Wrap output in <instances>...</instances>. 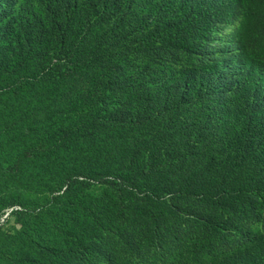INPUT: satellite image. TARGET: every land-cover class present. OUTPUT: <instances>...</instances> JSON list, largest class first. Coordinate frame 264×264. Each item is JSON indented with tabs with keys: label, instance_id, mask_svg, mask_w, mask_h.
<instances>
[{
	"label": "trees",
	"instance_id": "obj_1",
	"mask_svg": "<svg viewBox=\"0 0 264 264\" xmlns=\"http://www.w3.org/2000/svg\"><path fill=\"white\" fill-rule=\"evenodd\" d=\"M238 8V87L227 96L214 79L223 60L205 52ZM260 68L264 0H0V101L97 73L70 97L81 119L61 134L85 144L152 125L159 144H139L132 175L100 179L113 193L101 216L53 217L62 243L32 242L12 264H264V106L247 105ZM72 181L65 209L82 184Z\"/></svg>",
	"mask_w": 264,
	"mask_h": 264
},
{
	"label": "rangeland",
	"instance_id": "obj_2",
	"mask_svg": "<svg viewBox=\"0 0 264 264\" xmlns=\"http://www.w3.org/2000/svg\"><path fill=\"white\" fill-rule=\"evenodd\" d=\"M244 15L238 8L230 23H221L205 52L206 58L223 60L224 70L214 79L227 96L238 87L235 56ZM256 73L264 75V68ZM96 74L77 77L66 90L42 87L0 101V264H12L32 242L61 244L62 232L57 225L55 233L53 217L63 226L91 221L92 213L101 216L113 193L100 179L132 175L144 158L138 150L144 140L158 147L152 125L106 130L85 144L77 136L61 134L81 119L69 111V101L76 96L70 97L90 85ZM247 101L250 108L264 106V82L254 85ZM163 145H169L168 141ZM205 160L202 157L183 168L193 171ZM73 179L82 184H73L72 204L65 209L68 200L63 192Z\"/></svg>",
	"mask_w": 264,
	"mask_h": 264
}]
</instances>
